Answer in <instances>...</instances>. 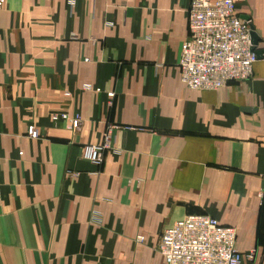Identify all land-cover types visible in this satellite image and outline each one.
<instances>
[{"label": "crops", "instance_id": "0c3cea01", "mask_svg": "<svg viewBox=\"0 0 264 264\" xmlns=\"http://www.w3.org/2000/svg\"><path fill=\"white\" fill-rule=\"evenodd\" d=\"M190 1L0 6V264H166L160 234L189 214L264 264V0H234L253 75L214 90L179 78ZM107 131L102 162L85 159Z\"/></svg>", "mask_w": 264, "mask_h": 264}, {"label": "built area", "instance_id": "2783aa9c", "mask_svg": "<svg viewBox=\"0 0 264 264\" xmlns=\"http://www.w3.org/2000/svg\"><path fill=\"white\" fill-rule=\"evenodd\" d=\"M5 0H0V6ZM74 4L75 0H67ZM251 22L239 15L234 0H191L187 11V36L178 60L180 81L191 89L214 90L231 81L253 75L258 59L251 42ZM90 89V84H84ZM95 90H99L95 88ZM113 93H108L112 96ZM69 119L67 113H54L52 120ZM72 121H80L79 114ZM29 137L39 136L30 125ZM110 131L102 143L87 144L82 156L99 164L110 146ZM236 230L208 214H189L163 228L156 250L166 264H243L253 260L256 249L242 253L236 247ZM138 240L144 237L139 235Z\"/></svg>", "mask_w": 264, "mask_h": 264}, {"label": "water", "instance_id": "95a60500", "mask_svg": "<svg viewBox=\"0 0 264 264\" xmlns=\"http://www.w3.org/2000/svg\"><path fill=\"white\" fill-rule=\"evenodd\" d=\"M242 17H243V16H242ZM243 18H245V19H249L248 16H244ZM250 35H251L252 46H253V47H256V45L258 44V41H259V37H258V35L256 34V32L254 31L252 25H251ZM256 52H257L258 57L260 58V57H261V52L258 51L257 49H256Z\"/></svg>", "mask_w": 264, "mask_h": 264}, {"label": "rangeland", "instance_id": "374dc122", "mask_svg": "<svg viewBox=\"0 0 264 264\" xmlns=\"http://www.w3.org/2000/svg\"><path fill=\"white\" fill-rule=\"evenodd\" d=\"M245 260H247L246 262H247V264H248V262H252L254 259H253V260H248V259H245Z\"/></svg>", "mask_w": 264, "mask_h": 264}]
</instances>
